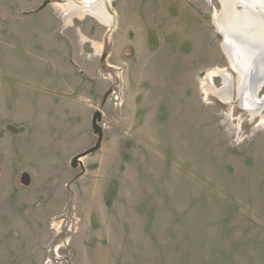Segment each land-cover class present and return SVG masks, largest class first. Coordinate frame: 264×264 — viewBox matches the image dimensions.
<instances>
[{"label": "rangeland", "instance_id": "1", "mask_svg": "<svg viewBox=\"0 0 264 264\" xmlns=\"http://www.w3.org/2000/svg\"><path fill=\"white\" fill-rule=\"evenodd\" d=\"M44 1L0 0V264H264V105L220 0Z\"/></svg>", "mask_w": 264, "mask_h": 264}, {"label": "bare ground", "instance_id": "2", "mask_svg": "<svg viewBox=\"0 0 264 264\" xmlns=\"http://www.w3.org/2000/svg\"><path fill=\"white\" fill-rule=\"evenodd\" d=\"M102 1L106 4V0ZM220 3L222 9L216 13L214 21L224 35L225 49L237 74L235 102L255 116L264 105V96L258 97L259 88L264 85V0H220ZM88 5L85 1L82 4L80 1L68 2L65 5V14L68 16L89 10L96 17L109 20L99 4L94 5L95 9L88 8ZM237 6H241V10ZM253 68L257 69L250 75L249 70ZM223 72V69L216 71L223 74V86L219 89H213L206 80L203 81L206 93L210 91L221 99L230 97L229 89L232 87L229 74Z\"/></svg>", "mask_w": 264, "mask_h": 264}, {"label": "water", "instance_id": "3", "mask_svg": "<svg viewBox=\"0 0 264 264\" xmlns=\"http://www.w3.org/2000/svg\"><path fill=\"white\" fill-rule=\"evenodd\" d=\"M46 3H48V0L44 1L43 6ZM100 120H101V113L98 110H96L92 114V117H91L92 132H93V134H95L97 136L96 142L90 148H88L85 151L78 153L72 157L71 163H70L72 167H76L79 164V162H80L79 158L80 157L85 156V155L90 154V153H93V152L100 149L101 143H102V138H103V130H102L101 126L99 125Z\"/></svg>", "mask_w": 264, "mask_h": 264}, {"label": "crops", "instance_id": "4", "mask_svg": "<svg viewBox=\"0 0 264 264\" xmlns=\"http://www.w3.org/2000/svg\"><path fill=\"white\" fill-rule=\"evenodd\" d=\"M97 2H99V1H97ZM105 8H106V7H105ZM106 10H107V9H106ZM107 12H108V10H107ZM108 13H109V12H108ZM109 16H111L110 13H109Z\"/></svg>", "mask_w": 264, "mask_h": 264}]
</instances>
